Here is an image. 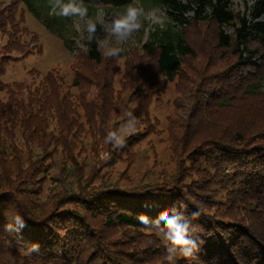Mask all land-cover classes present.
<instances>
[{
    "label": "trees",
    "instance_id": "trees-1",
    "mask_svg": "<svg viewBox=\"0 0 264 264\" xmlns=\"http://www.w3.org/2000/svg\"><path fill=\"white\" fill-rule=\"evenodd\" d=\"M140 1L169 22L139 49L108 56L93 38L70 82L55 68L0 83V264H169L163 211L198 246L174 264H264V0L248 18L232 0H84L89 12ZM21 6L44 23L50 11L48 0L0 4V77L42 51ZM160 77L179 94L166 130L170 168L135 185V149L161 135L150 114ZM111 131L125 146L105 143Z\"/></svg>",
    "mask_w": 264,
    "mask_h": 264
},
{
    "label": "rangeland",
    "instance_id": "rangeland-1",
    "mask_svg": "<svg viewBox=\"0 0 264 264\" xmlns=\"http://www.w3.org/2000/svg\"><path fill=\"white\" fill-rule=\"evenodd\" d=\"M12 0H0V4L6 7ZM136 4L143 6L145 9L150 10V19L153 18V24L145 23L144 28L140 32L135 33L131 38L121 43L117 41L115 36H110L107 32L108 23L111 19L115 18V14L122 12L125 7L111 8V7H98L89 15H94L97 11L102 10L106 14L105 23L98 25L97 31L93 38L98 43L102 52L107 54L108 49L111 47H122V53H129L133 49H139L140 46L146 42L149 34L156 29H165L169 20L167 19L164 10L151 6L145 2H137ZM253 5V4H252ZM248 2L245 0H232L231 8L235 13L245 15L247 18L250 14ZM40 11L46 12L44 7L38 5ZM23 15L22 28L27 30L30 34L38 37L42 47L40 54H30L20 61L11 62L6 68V72L0 77V83H13V82H26L30 80L28 75L29 71L35 70L41 77L46 75L51 69H59L62 75L68 82L72 79L70 66L74 64L78 56L85 53L88 43L91 41L87 38L88 33L85 30L83 22H78L79 27H75L70 20L58 18L50 15L49 12L42 13L41 18H47L46 23L37 20L36 16L27 11L24 6L20 7ZM163 23L164 28H160L159 24ZM50 26V27H49ZM48 27V28H47ZM195 35V34H194ZM6 43V37L0 34V48ZM124 60L120 61V72L116 76V85L120 83L123 71ZM159 88H163V93L159 100L153 104L150 110L151 117L159 122L158 130L161 135L152 136L149 140L142 143L135 149L136 161L129 170V178L133 183L139 184L142 179L148 174L154 178L163 169H169L168 166V152L166 150V130L168 125V118L173 113L175 103L178 100L179 94L176 91L175 83L168 81L165 77H160ZM181 114H183L181 112ZM100 160L106 159V154L98 152ZM89 166L86 169L89 171L96 163V154L88 152ZM105 168V167H104ZM126 168L125 162H119L114 169V180L124 172ZM107 169L105 168L104 171ZM124 186L131 187L127 182H121Z\"/></svg>",
    "mask_w": 264,
    "mask_h": 264
},
{
    "label": "clouds",
    "instance_id": "clouds-1",
    "mask_svg": "<svg viewBox=\"0 0 264 264\" xmlns=\"http://www.w3.org/2000/svg\"><path fill=\"white\" fill-rule=\"evenodd\" d=\"M254 2L255 0H248L249 6ZM48 3L50 15L70 20L77 28L79 27L78 22H83L89 40L93 39L98 25L105 23L106 14L99 10L90 16L89 8L84 0H67V2L65 0H48ZM150 12L143 6L129 3L122 12L116 13L115 18L109 21L107 32L110 36H115L117 41L123 43L135 33L140 32L145 23L153 24V18L150 19ZM159 27L164 28V24H159ZM123 51L122 47H111L108 49L107 55L118 56ZM123 131L130 136L136 132V128L134 125H129ZM105 143H112L117 148L123 147L125 146V135L111 131L106 136ZM199 215L200 212L193 213L194 218ZM14 219L17 224L23 225L22 217L17 215ZM138 219L141 223H147L148 218L141 214ZM159 221H164L161 231L170 245L168 251L173 254L167 257L169 264H174V256L188 258L192 256L194 250H198L196 242L189 238V225L182 222L180 217L171 215L168 211H163L160 213Z\"/></svg>",
    "mask_w": 264,
    "mask_h": 264
}]
</instances>
